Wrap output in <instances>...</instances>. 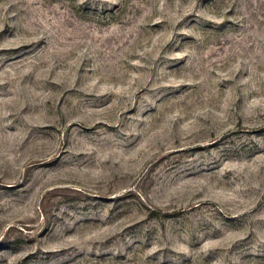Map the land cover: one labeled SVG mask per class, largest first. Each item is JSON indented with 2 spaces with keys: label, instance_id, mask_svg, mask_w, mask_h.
I'll return each mask as SVG.
<instances>
[{
  "label": "rangeland",
  "instance_id": "1",
  "mask_svg": "<svg viewBox=\"0 0 264 264\" xmlns=\"http://www.w3.org/2000/svg\"><path fill=\"white\" fill-rule=\"evenodd\" d=\"M0 264H264V0H0Z\"/></svg>",
  "mask_w": 264,
  "mask_h": 264
}]
</instances>
